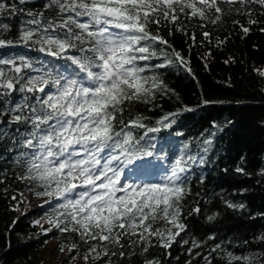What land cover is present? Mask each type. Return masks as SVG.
Listing matches in <instances>:
<instances>
[{
    "label": "snow or ice",
    "instance_id": "6c2138e0",
    "mask_svg": "<svg viewBox=\"0 0 264 264\" xmlns=\"http://www.w3.org/2000/svg\"><path fill=\"white\" fill-rule=\"evenodd\" d=\"M28 2L0 0V14L24 17L14 39L3 36L13 25L0 19V49L22 47L42 54L0 51V142H11L5 151L20 168L15 178L36 197L50 198L44 204L55 218L49 217L43 234L52 228L75 233L79 243H72L69 252L86 245L84 264L90 259L112 264L111 257L126 256V247L128 255L144 257L141 264H162L150 250H168L177 242L191 245L187 251L192 255L204 242L181 236L187 234L183 201L191 194L196 170L209 163L224 127L213 120L198 136L178 141V149L171 146L161 156L156 134L173 131L179 116L193 109L183 106L154 122L132 109L137 104L158 106L160 97L175 94L162 70L179 63L194 75L188 59L159 34L162 24L184 32L183 14L215 25L224 13L221 4H228L238 5L228 14L234 10L252 25L259 22L252 17L254 6L264 10V0H46L38 11L22 7ZM240 27L244 34L250 31ZM202 35L211 42L209 31ZM191 40L195 43L194 33ZM221 43L217 38L216 46ZM253 70L264 78V69ZM236 171L247 175L243 167ZM197 179L203 182L204 177ZM18 195L19 201L17 195L11 197L17 201L15 211L26 199L22 191ZM225 204L238 211L247 208L243 202ZM217 250L223 251L220 243L203 257L206 264H212L209 257ZM226 255L228 264H251L247 255Z\"/></svg>",
    "mask_w": 264,
    "mask_h": 264
},
{
    "label": "trees",
    "instance_id": "16d2710c",
    "mask_svg": "<svg viewBox=\"0 0 264 264\" xmlns=\"http://www.w3.org/2000/svg\"><path fill=\"white\" fill-rule=\"evenodd\" d=\"M6 2L14 3L17 0ZM45 2L29 0L22 7L43 10ZM236 6L221 4L224 13L215 25L198 17L189 19L183 14L180 19L184 32L175 31L170 24H162L159 34L188 59L194 75L179 63L162 70L165 82L174 89L175 94L160 97L156 101L158 106L137 104L132 109L150 117L153 122L183 106L193 109L179 116V125L173 131L156 134V146L163 149L161 156H166L171 146L178 149V141L198 136L210 127L213 120L224 127V131L217 136L209 163L196 170L190 184L191 194L183 201L187 234L182 233L181 236L204 243L194 249L192 255L187 251L191 245L181 246L179 242L168 250L152 248L150 253L162 264H186L188 261L191 264H206L203 257L208 256L217 243L222 245L223 251L212 253L209 257L212 264H228L227 251L251 257V264H264V242H260V237L264 236V91H261L264 78L253 70L264 69V14H260L264 10L258 5L254 6L252 17L259 22L249 25L246 17L234 10L228 14V9ZM23 18L0 14V19L13 25L12 30L3 36L14 39L19 20ZM236 20L240 23L234 24ZM202 23L205 25L203 28L200 27ZM240 25L249 27L250 31L244 34ZM170 28L173 29L171 35ZM205 30L211 33V42L204 40L202 33ZM152 31H156L155 25H152ZM193 33L195 43L191 40ZM217 38L223 41L218 47ZM0 51L8 55L25 52L32 57L42 55L22 47ZM209 51L210 56L207 55ZM226 60L229 63L226 64ZM205 99L213 103L205 106L201 103ZM148 107H152V111H148ZM177 131H182L184 135L177 137ZM11 147L10 141L0 142V153L3 154V158H0V180H3L0 183V264H40L41 250L47 240L57 239L72 245L79 243V237L75 233H60L58 229H53L47 235L39 233L33 220L45 215L55 216L47 204L22 211L20 203L19 211L14 210V205L21 199L18 192L22 191L24 196H36L27 190L25 182L15 178L20 168L12 162L14 156L5 151ZM237 167H243L247 175L238 173ZM197 176L204 177L203 182ZM13 195H17V201L12 200ZM226 200L243 202L247 208L244 211L230 209L225 204ZM195 207L201 211L190 213V209ZM209 215L214 219L208 220ZM209 236L215 239H208ZM86 251L87 246L81 245L78 252L71 253L84 255ZM124 251V258H110L112 264H141L144 259L143 256L128 255L127 247ZM131 251L138 252V249ZM165 251L169 255H165ZM196 252L200 255L196 256ZM89 264H104V261L90 259ZM233 264H242V261Z\"/></svg>",
    "mask_w": 264,
    "mask_h": 264
},
{
    "label": "rangeland",
    "instance_id": "374dc122",
    "mask_svg": "<svg viewBox=\"0 0 264 264\" xmlns=\"http://www.w3.org/2000/svg\"><path fill=\"white\" fill-rule=\"evenodd\" d=\"M26 199L22 203V211L31 210L44 206V200L48 197L37 198L32 196H24ZM49 217L55 218L54 215H45L35 218L33 221L39 220V224H35L40 234H43L44 229L50 227L48 224ZM56 229V228H52ZM63 247V251H61ZM71 245L59 242L57 239H49L44 244L40 254V264H84V255L72 254L69 252ZM72 257H75L74 260Z\"/></svg>",
    "mask_w": 264,
    "mask_h": 264
}]
</instances>
